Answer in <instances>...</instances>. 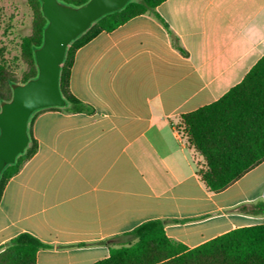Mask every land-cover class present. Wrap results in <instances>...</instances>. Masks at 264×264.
I'll return each mask as SVG.
<instances>
[{
	"label": "crops",
	"instance_id": "0c3cea01",
	"mask_svg": "<svg viewBox=\"0 0 264 264\" xmlns=\"http://www.w3.org/2000/svg\"><path fill=\"white\" fill-rule=\"evenodd\" d=\"M80 47L71 93L92 113L34 117L36 154L0 197V249L29 233L51 246L37 264H95L150 220L189 249L263 225L264 161L225 190L198 175L203 159L181 117L238 85L264 56V0H166Z\"/></svg>",
	"mask_w": 264,
	"mask_h": 264
},
{
	"label": "trees",
	"instance_id": "16d2710c",
	"mask_svg": "<svg viewBox=\"0 0 264 264\" xmlns=\"http://www.w3.org/2000/svg\"><path fill=\"white\" fill-rule=\"evenodd\" d=\"M59 1L80 7L90 0ZM164 1L131 0L124 8L101 17L71 42L60 73V91L66 105L41 109L32 114L28 124L29 144L15 163L3 170L0 197L7 183L38 150L32 131L37 114L49 109L70 113L94 111L92 106L76 98L70 90L76 51L101 32H112L130 19L144 14L156 16L168 28L157 13V7ZM31 3L36 16L35 32L23 38L21 52L34 70L22 84L38 76L35 50L42 46L48 25L42 3L39 0H31ZM14 83L0 67V105L3 101L11 100L12 97L5 96L4 89L7 87L12 91ZM179 129L203 159L198 163V175L211 192L225 190L261 164L264 161V56L241 83L219 100L183 115ZM254 207L264 208V204L242 206L241 209L248 211ZM119 238L126 240L119 247H111L109 257L95 264H264V224L237 228L193 249L168 237L162 220L144 222ZM50 247L35 236L22 233L0 249V264H37L38 252Z\"/></svg>",
	"mask_w": 264,
	"mask_h": 264
},
{
	"label": "water",
	"instance_id": "95a60500",
	"mask_svg": "<svg viewBox=\"0 0 264 264\" xmlns=\"http://www.w3.org/2000/svg\"><path fill=\"white\" fill-rule=\"evenodd\" d=\"M39 1L48 25L42 46L35 50L38 76L25 84L14 83L11 100L0 105V177L28 146L32 114L66 105L60 91V73L68 46L94 22L124 8L131 0H90L80 7L59 0Z\"/></svg>",
	"mask_w": 264,
	"mask_h": 264
},
{
	"label": "rangeland",
	"instance_id": "374dc122",
	"mask_svg": "<svg viewBox=\"0 0 264 264\" xmlns=\"http://www.w3.org/2000/svg\"><path fill=\"white\" fill-rule=\"evenodd\" d=\"M36 16L31 0H0V67L4 75L22 84L34 68L21 52L24 37L35 32ZM4 94L12 97L13 92L5 87ZM125 241L126 238H120Z\"/></svg>",
	"mask_w": 264,
	"mask_h": 264
}]
</instances>
